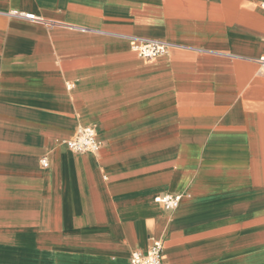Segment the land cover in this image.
<instances>
[{
  "label": "crops",
  "instance_id": "obj_1",
  "mask_svg": "<svg viewBox=\"0 0 264 264\" xmlns=\"http://www.w3.org/2000/svg\"><path fill=\"white\" fill-rule=\"evenodd\" d=\"M262 55L264 0H0V264H264Z\"/></svg>",
  "mask_w": 264,
  "mask_h": 264
},
{
  "label": "built area",
  "instance_id": "obj_2",
  "mask_svg": "<svg viewBox=\"0 0 264 264\" xmlns=\"http://www.w3.org/2000/svg\"><path fill=\"white\" fill-rule=\"evenodd\" d=\"M10 17L30 21H45V19L32 11H23L20 9H7L3 11ZM169 43L166 41L137 37L132 40V48L138 55L145 59H154L167 53ZM260 63L264 68V55L260 58ZM72 81L68 82V87L72 86ZM67 146L75 152H96L100 143L97 137V131L93 125H86L79 129L78 133L66 141ZM42 164L48 166L49 162L46 156L42 159ZM183 195L180 192H168L159 195L156 200L166 209L178 207L182 201ZM131 264H165L164 262V243L162 239L153 238L150 246L146 250L133 249L130 254Z\"/></svg>",
  "mask_w": 264,
  "mask_h": 264
}]
</instances>
